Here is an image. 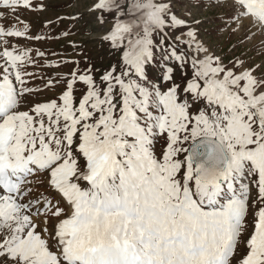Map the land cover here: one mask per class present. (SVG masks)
I'll list each match as a JSON object with an SVG mask.
<instances>
[{"label":"snow or ice","instance_id":"6c2138e0","mask_svg":"<svg viewBox=\"0 0 264 264\" xmlns=\"http://www.w3.org/2000/svg\"><path fill=\"white\" fill-rule=\"evenodd\" d=\"M181 3L92 0L114 22L78 41L82 14L0 0V264H264V66Z\"/></svg>","mask_w":264,"mask_h":264},{"label":"rangeland","instance_id":"374dc122","mask_svg":"<svg viewBox=\"0 0 264 264\" xmlns=\"http://www.w3.org/2000/svg\"><path fill=\"white\" fill-rule=\"evenodd\" d=\"M91 2L92 0H51L52 6L43 13V16L54 17L57 14L80 13L84 18L75 24L78 35L74 39L79 41L98 38L109 24L114 22V16H107L106 19L109 23L105 24L104 29L99 28L86 11ZM243 2L245 3V0ZM240 3L241 0H182V3L177 7V14L184 15L185 12H190L191 15H185L184 18L225 62L232 58H240L244 61V68L253 65L264 66V0H257L254 7L258 9L259 15L255 16L251 15L248 10L246 13ZM130 18L127 14L121 17L125 21ZM195 20H200L201 23L197 25L194 23ZM56 23L60 28H72L70 21L62 23L57 21ZM88 29H96V31L92 36H89ZM30 47L50 52L52 49H59L61 45L39 42L33 43ZM85 55L96 58L98 65H106L115 59V56L108 51L107 45H101L98 39L95 43L87 45ZM36 71H40V69H36ZM261 73H264V68L257 75ZM179 79L180 76L177 74V80Z\"/></svg>","mask_w":264,"mask_h":264},{"label":"bare ground","instance_id":"6f19581e","mask_svg":"<svg viewBox=\"0 0 264 264\" xmlns=\"http://www.w3.org/2000/svg\"><path fill=\"white\" fill-rule=\"evenodd\" d=\"M257 0H245V3L247 6L249 5V7L247 8L249 13H251V15H259V11L258 9H256L254 6L256 5Z\"/></svg>","mask_w":264,"mask_h":264}]
</instances>
